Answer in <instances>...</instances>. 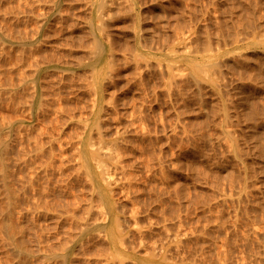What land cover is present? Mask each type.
I'll return each mask as SVG.
<instances>
[{
  "label": "rangeland",
  "instance_id": "374dc122",
  "mask_svg": "<svg viewBox=\"0 0 264 264\" xmlns=\"http://www.w3.org/2000/svg\"><path fill=\"white\" fill-rule=\"evenodd\" d=\"M0 119L32 264H264V0H0Z\"/></svg>",
  "mask_w": 264,
  "mask_h": 264
},
{
  "label": "bare ground",
  "instance_id": "6f19581e",
  "mask_svg": "<svg viewBox=\"0 0 264 264\" xmlns=\"http://www.w3.org/2000/svg\"><path fill=\"white\" fill-rule=\"evenodd\" d=\"M101 1V0H100ZM104 1V0H103ZM102 3V2H100ZM99 55V52L96 54L95 58ZM93 58V59H95ZM36 97V96H35ZM31 100V99H30ZM4 119V117L2 118ZM10 126V123L4 122L0 119V176L2 177V183L5 188L4 195V205L3 210L0 215V229L3 231L6 244L13 254L19 256V259L16 260L13 264H32V252L26 246L23 239L24 227L18 223L13 222L12 215L15 211V200H16V190L11 186L9 180V162L8 156L10 154L9 139L5 136L6 130ZM0 177V178H1ZM98 225V224H97ZM90 226L86 224L82 226L80 232H84L89 229ZM69 255L68 248L57 251L53 250L47 253V258H59L61 260H66Z\"/></svg>",
  "mask_w": 264,
  "mask_h": 264
}]
</instances>
